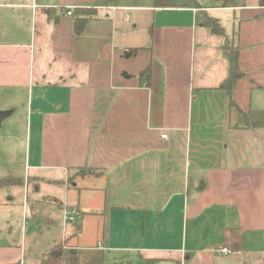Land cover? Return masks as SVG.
I'll use <instances>...</instances> for the list:
<instances>
[{
    "label": "crops",
    "instance_id": "1",
    "mask_svg": "<svg viewBox=\"0 0 264 264\" xmlns=\"http://www.w3.org/2000/svg\"><path fill=\"white\" fill-rule=\"evenodd\" d=\"M172 3L0 0V82L27 63L35 91L18 135L26 167L6 174L34 192L62 184L63 200L43 198L78 208V230L95 221L96 244L73 245L84 252L68 261L264 264V4ZM75 9L89 12L78 35ZM226 39L242 72L228 88ZM15 97L0 112L13 114ZM19 256L0 241V264H27Z\"/></svg>",
    "mask_w": 264,
    "mask_h": 264
},
{
    "label": "rangeland",
    "instance_id": "2",
    "mask_svg": "<svg viewBox=\"0 0 264 264\" xmlns=\"http://www.w3.org/2000/svg\"><path fill=\"white\" fill-rule=\"evenodd\" d=\"M48 57L47 63L51 64L52 58ZM28 69L30 70L27 63L22 69H12L7 73L9 80L5 81L4 79L7 78L5 77L0 82V100L8 101L9 97L16 94L18 107L13 114H8L0 121V174H6L7 168L22 172L26 167L25 142L18 135L24 133L27 123L25 110L33 103L35 94L34 87L25 81L28 79ZM15 171H11L12 174H17ZM21 175L23 177V173ZM18 185L20 184L0 187V241L8 242L9 246L17 249L18 254L20 253L18 260L23 261L24 254L27 264H40L39 259L42 254L66 237L68 246L64 247V243L59 245L64 251L62 264H65L70 262L65 259H69L66 256L72 249H76L77 253L84 252L81 249L78 251L73 245L82 248L84 245L96 244L95 221L90 222L86 228L78 230L76 227L81 218L74 223L64 222V209L43 198V195L48 194L63 200L65 187L62 184L43 182L37 192L31 188L23 190V186L18 187ZM69 202L73 203L71 197ZM103 259L105 260L104 256Z\"/></svg>",
    "mask_w": 264,
    "mask_h": 264
},
{
    "label": "trees",
    "instance_id": "3",
    "mask_svg": "<svg viewBox=\"0 0 264 264\" xmlns=\"http://www.w3.org/2000/svg\"><path fill=\"white\" fill-rule=\"evenodd\" d=\"M260 2L261 4H264V0H260ZM155 3L159 6H169L173 4L172 0H155ZM72 14H74V23H73L74 33L78 35L84 29L86 21L89 18V12L86 9H75L74 12L72 11ZM195 19L198 24L207 28L211 33L225 35L224 28L221 25L220 21L217 18L208 15L206 12L198 11L196 13ZM223 46L228 53L229 72L227 78L221 83L220 86L224 88L226 87L228 88L234 78L242 76V72L239 70L237 48L231 45L227 39ZM136 51L137 48L125 49L123 51V56L130 57L134 55ZM20 183H21V179L12 174L0 175V187L8 186L11 184H20ZM59 245L60 244H57L55 246L56 247L55 254L49 253L48 255H46L41 260V264H62L63 262L62 247H59ZM65 261H68V259H65ZM70 262L67 264H104L102 257L98 258L93 263H81L78 262L76 259L70 260Z\"/></svg>",
    "mask_w": 264,
    "mask_h": 264
},
{
    "label": "built area",
    "instance_id": "4",
    "mask_svg": "<svg viewBox=\"0 0 264 264\" xmlns=\"http://www.w3.org/2000/svg\"><path fill=\"white\" fill-rule=\"evenodd\" d=\"M35 6V5H34ZM65 13L68 15H71V10H65ZM166 135H162V137H165ZM80 216V210L78 208H71V209H64L63 211V219L65 222H76V219ZM216 251L221 253H228L230 252L228 247H221L217 248Z\"/></svg>",
    "mask_w": 264,
    "mask_h": 264
},
{
    "label": "water",
    "instance_id": "5",
    "mask_svg": "<svg viewBox=\"0 0 264 264\" xmlns=\"http://www.w3.org/2000/svg\"><path fill=\"white\" fill-rule=\"evenodd\" d=\"M8 114V112H0V120L6 117Z\"/></svg>",
    "mask_w": 264,
    "mask_h": 264
}]
</instances>
